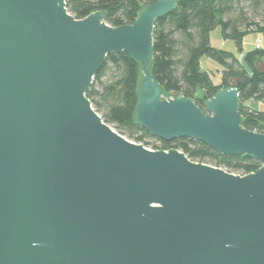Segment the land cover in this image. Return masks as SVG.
<instances>
[{
	"label": "water",
	"instance_id": "95a60500",
	"mask_svg": "<svg viewBox=\"0 0 264 264\" xmlns=\"http://www.w3.org/2000/svg\"><path fill=\"white\" fill-rule=\"evenodd\" d=\"M179 1L111 27L66 0H0V264H264V134L243 127L239 90L202 110L152 73L155 24ZM121 53L141 67L135 121L152 137L261 167L230 174L106 124L87 93Z\"/></svg>",
	"mask_w": 264,
	"mask_h": 264
},
{
	"label": "trees",
	"instance_id": "16d2710c",
	"mask_svg": "<svg viewBox=\"0 0 264 264\" xmlns=\"http://www.w3.org/2000/svg\"><path fill=\"white\" fill-rule=\"evenodd\" d=\"M158 1L66 0V4L77 20L102 12L108 25L120 27L134 24L142 10ZM217 27H221L225 40L236 44L237 52L212 46L211 33ZM253 33L264 36V0H180L173 12L155 24L153 76L167 98L183 96L202 110L205 102L221 90L236 88L240 92L243 127L264 134V112L242 105L247 101L264 103V76L256 68L257 61L264 60V49L244 51L245 37ZM240 54L244 55L243 60ZM204 57L222 67L221 83H215L213 74L202 68ZM141 77L140 65L128 54H111L87 93L95 111L121 136L154 151H181L193 162L239 176L255 173L261 167L251 157L223 156L195 140L167 143L152 137L135 121Z\"/></svg>",
	"mask_w": 264,
	"mask_h": 264
},
{
	"label": "rangeland",
	"instance_id": "374dc122",
	"mask_svg": "<svg viewBox=\"0 0 264 264\" xmlns=\"http://www.w3.org/2000/svg\"><path fill=\"white\" fill-rule=\"evenodd\" d=\"M257 23L260 22V20H256ZM263 35H258L256 33L253 34H249L248 36L245 37L244 40V51L249 52L254 50V48H256V41L258 38H263ZM211 43L212 46L217 48V49H221V50H226L229 52H237V47L236 44L231 41V40H225L222 36V30L221 27H217L212 33H211ZM261 49H264V39H263V46ZM244 55L240 54L239 58L241 60H243ZM202 68L207 71V72H211L213 74V79L215 81V83L219 84L221 83V75H220V71L222 70V67L217 64L216 62H214L213 60L204 57L202 59ZM106 81V79H104ZM244 107L250 109L251 111H259V112H264V103L261 102H255V101H247L245 103L242 104ZM101 116V115H100ZM113 129H115L113 126H111ZM134 142V141H133ZM150 144H154V141H149ZM136 143V142H134ZM137 144V143H136ZM150 150H153L152 147H147ZM212 167H215L213 165H210ZM224 171L228 172L227 170L223 169Z\"/></svg>",
	"mask_w": 264,
	"mask_h": 264
},
{
	"label": "built area",
	"instance_id": "2783aa9c",
	"mask_svg": "<svg viewBox=\"0 0 264 264\" xmlns=\"http://www.w3.org/2000/svg\"><path fill=\"white\" fill-rule=\"evenodd\" d=\"M263 38H258L257 41H256V49H261L262 46H263Z\"/></svg>",
	"mask_w": 264,
	"mask_h": 264
}]
</instances>
